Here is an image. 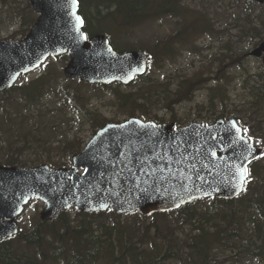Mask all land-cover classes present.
Listing matches in <instances>:
<instances>
[{
  "label": "water",
  "instance_id": "obj_1",
  "mask_svg": "<svg viewBox=\"0 0 264 264\" xmlns=\"http://www.w3.org/2000/svg\"><path fill=\"white\" fill-rule=\"evenodd\" d=\"M29 1L40 16L28 34L0 41V91L64 53L65 76L82 82L129 84L146 73V51L118 52L107 35L87 36L78 0ZM251 55L264 62V41ZM262 152L236 118L180 127L137 117L108 123L73 155L71 167L0 165V241L18 232L17 217L31 199L46 204L44 221L73 207L151 214L204 197L235 199Z\"/></svg>",
  "mask_w": 264,
  "mask_h": 264
},
{
  "label": "trees",
  "instance_id": "obj_2",
  "mask_svg": "<svg viewBox=\"0 0 264 264\" xmlns=\"http://www.w3.org/2000/svg\"><path fill=\"white\" fill-rule=\"evenodd\" d=\"M2 1L6 3L7 0ZM79 1L82 13L86 5L89 8L92 5L99 13L95 22H91L88 15L84 14V30L88 34H108L112 46L118 51L133 48L117 42L119 31L114 27L115 24L120 23L132 28L162 15L177 18L180 25L178 29L158 40L153 46L139 47L149 55L148 72L131 84L136 86L140 82V86L136 90H114L115 102L122 110L130 116H136L139 111V117L152 119L146 109L155 105L154 101L159 97L156 91L151 89L158 82L152 79L149 73L156 62L172 59L180 46H184V15L189 11L188 6L181 0ZM25 2L29 19L25 20L27 26L22 32V37L37 17L30 3L27 0ZM245 2L249 7L243 10L239 39L241 36L243 39L255 35L262 36L264 5L248 0ZM255 7H260V13L257 15L254 14ZM17 21L18 19L14 23ZM263 38L264 36L261 39ZM66 56L59 58L64 59ZM197 83L182 79L173 92L170 103L175 104L187 99ZM184 88L187 89L185 93ZM18 89L21 90L20 98L16 99L32 104L39 103L48 92L44 82L40 80H35L27 86L16 85L9 92ZM253 90L257 91V96L263 95L264 83H258L257 88L254 87ZM81 98L78 93L70 96L73 102L78 100L82 103ZM256 99L258 103L259 98ZM12 100L15 98L9 101ZM16 105L20 106L19 102ZM79 108L95 132L108 122L120 121L104 118L102 114L84 104ZM26 111L30 112L31 107L27 106ZM156 121L164 122L163 119ZM174 121L176 126L185 124ZM38 131L34 129L32 132ZM37 141L36 144L29 142V145L23 148L18 147V150L38 148L42 143L41 147L46 151L48 159L45 162L53 166H67L71 162L55 161L53 155L62 156L68 152L71 156L83 147L80 139L60 142L58 146H53L52 140L46 135L39 136ZM18 159L21 157L18 156ZM258 161L250 167V177L243 192L233 200L201 198L179 209L150 215L138 212L117 214L111 210L86 213L72 209L59 214L53 221L39 220L36 226L22 229L18 235L0 242V264H98L101 260L111 264H228L230 260L232 264H238L244 259H259L264 262V176L256 168ZM5 164L14 165L19 162L10 158ZM25 166H28L27 163ZM169 215H173V220L163 224L162 219ZM149 219L150 223L146 224Z\"/></svg>",
  "mask_w": 264,
  "mask_h": 264
},
{
  "label": "rangeland",
  "instance_id": "obj_3",
  "mask_svg": "<svg viewBox=\"0 0 264 264\" xmlns=\"http://www.w3.org/2000/svg\"><path fill=\"white\" fill-rule=\"evenodd\" d=\"M181 1L189 8L184 15V46H180L172 59L154 64L149 75L158 82L151 89L156 91L159 99L156 98V104L149 106L146 112L152 119H163L168 123L176 120L186 124L192 121L210 124L218 118L235 117L245 135L264 148V94L257 96V91L253 90L258 83H264V63L262 58L251 55L264 40L261 39L264 34L239 39L243 10L249 6L245 0ZM254 11L255 15L259 14L260 7H255ZM83 14L86 15L85 10ZM98 14L91 5L89 20L95 22ZM16 19L18 21L14 23ZM28 19L25 0H7L6 3L0 0V41L21 39ZM114 27L119 31V37L116 36L119 44L139 49L153 46L180 25L177 18L162 15L132 28L120 23ZM69 60V56L64 59L53 57L39 69L21 76L18 81L21 86L35 80L44 82L48 92L39 103L16 99L20 98V89L0 92V163L5 164L11 158L18 160L20 165L48 164L41 142L38 148L18 150L29 142L36 144L39 136L46 135L53 146L76 139L83 143L89 141L94 136V128L79 108L82 104L110 120H125L130 116L115 102L114 90H136L140 82L136 86L116 84L109 87L81 84L78 80L65 78L63 70ZM182 79L198 83L187 99L171 104L173 92ZM186 91L184 88V93ZM75 93L82 96V103L70 99ZM256 98H259L258 103ZM17 102L20 106L16 105ZM27 106L31 107L30 112L26 111ZM138 112L136 116H140ZM34 129L41 133L32 132ZM62 156L53 155L52 158L62 162L71 158L68 152ZM257 163L256 168L264 176V155ZM43 209L41 201H32L19 218L20 227L30 229L36 226ZM171 220L173 215L162 219L163 224ZM150 221L146 220V224ZM98 264L111 263L101 260ZM228 264H232V260ZM238 264L264 262L244 259Z\"/></svg>",
  "mask_w": 264,
  "mask_h": 264
},
{
  "label": "bare ground",
  "instance_id": "obj_4",
  "mask_svg": "<svg viewBox=\"0 0 264 264\" xmlns=\"http://www.w3.org/2000/svg\"><path fill=\"white\" fill-rule=\"evenodd\" d=\"M97 8V7H96ZM103 10V9H102ZM107 10V9H106ZM94 11H95V9H94ZM100 12V11H99ZM97 18V17H96Z\"/></svg>",
  "mask_w": 264,
  "mask_h": 264
},
{
  "label": "snow or ice",
  "instance_id": "obj_5",
  "mask_svg": "<svg viewBox=\"0 0 264 264\" xmlns=\"http://www.w3.org/2000/svg\"><path fill=\"white\" fill-rule=\"evenodd\" d=\"M87 37H85V39H86ZM247 170L245 169V172H246Z\"/></svg>",
  "mask_w": 264,
  "mask_h": 264
}]
</instances>
